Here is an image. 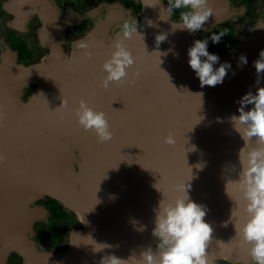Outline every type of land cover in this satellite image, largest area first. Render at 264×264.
Returning <instances> with one entry per match:
<instances>
[{
    "label": "water",
    "instance_id": "obj_1",
    "mask_svg": "<svg viewBox=\"0 0 264 264\" xmlns=\"http://www.w3.org/2000/svg\"><path fill=\"white\" fill-rule=\"evenodd\" d=\"M121 1L99 0L81 13L67 6L61 13L54 0L2 3L5 30L31 32L45 54L19 62L0 38V111L6 114L0 120V264L13 256L20 264H107L111 256L140 264L144 251L157 250L152 233L160 202L183 196L180 186L206 206L204 219L213 229L206 264H254L250 245L236 235L247 219L237 181L240 150L246 154L258 144L253 138L245 145L230 118L239 115L245 94L264 87V74L258 77L253 66L264 50V7L219 54L214 68L231 64L223 83L201 87L188 49L213 27L235 21L243 8L208 0L211 17L191 33L175 29L179 20L161 7L168 0H133L142 6L138 17ZM83 20L89 28L69 37L67 30ZM135 20L141 36L124 38L123 24ZM164 33L157 46L156 36ZM118 39L135 62L124 81L104 88L102 65ZM241 55L247 64H239ZM81 100L106 114L109 142L80 126ZM169 134L173 145L164 142ZM47 199L84 223L68 229L62 249L36 238L35 227L48 217Z\"/></svg>",
    "mask_w": 264,
    "mask_h": 264
},
{
    "label": "clouds",
    "instance_id": "obj_2",
    "mask_svg": "<svg viewBox=\"0 0 264 264\" xmlns=\"http://www.w3.org/2000/svg\"><path fill=\"white\" fill-rule=\"evenodd\" d=\"M161 7L169 16L174 10L188 9L180 13L175 29L188 30L191 33L201 30L212 15L208 0H168L167 5L161 3ZM148 23L151 26L152 22ZM122 32L124 38L140 35L137 32V21L125 22ZM222 37L223 33L212 34L210 39L213 44H218ZM166 39L167 33L157 35V46ZM208 44V39L196 40L188 49V64L199 78L201 87L223 83L231 68L229 62L220 63L218 68H214L220 58L218 54L208 51ZM259 55L260 58L253 62L258 77L264 74V50ZM134 62L135 58L118 39L115 51L102 65L103 71L107 73L101 81L102 86L108 88L112 83L124 81L128 76L127 69ZM247 62L245 55L239 57L240 65ZM259 83L257 79L256 85ZM238 103L239 115L230 118L233 126L245 145L255 138L258 147L250 149L246 154L244 148L239 152L242 171L237 183L246 201L247 219L236 231V235L241 236L243 241L250 245L249 254L254 264H264V87H257L255 94L249 91ZM66 104L64 101L63 105ZM248 105L252 107L245 110ZM75 114L80 126L85 131L94 132L100 143L112 139L113 133L104 112L94 110L87 101L81 100ZM5 115L0 111V120H3ZM164 142L173 145L175 140L172 134L165 137ZM3 160L4 156L0 155V162ZM188 188L180 186L178 190L183 192V196L177 197L173 202L166 204L160 202L152 233L159 241L157 250L154 252L148 248L144 251L140 264H206V246L212 237L213 229L204 219L207 214L206 206L193 202L189 198ZM107 264H126V261L111 256L108 257Z\"/></svg>",
    "mask_w": 264,
    "mask_h": 264
},
{
    "label": "flooded vegetation",
    "instance_id": "obj_3",
    "mask_svg": "<svg viewBox=\"0 0 264 264\" xmlns=\"http://www.w3.org/2000/svg\"><path fill=\"white\" fill-rule=\"evenodd\" d=\"M4 1H6V0H0V34H1V29L3 27L5 29L6 21L9 19L7 13H5L3 11V9L1 8L2 7V3ZM98 1L99 0H54V3L59 8L61 13L63 12L65 6H67L71 11H75L77 13H81L83 11H86L90 5H92V4H94V3L98 2ZM106 1L114 2L116 0H106ZM232 1H233V4H234V7L237 8V9L243 8V12H242L241 15H239L235 19V21L229 22V23H226V24L220 25V26H223L224 29H227V28L231 29L233 31L234 35H235V30H233L234 28H232V27L235 26V29H236L237 26L244 24L246 22L245 19L248 18L249 15L256 14L255 17H257V15L259 13V10L263 6L264 0H263L262 4L261 3L259 4L258 10L255 9L256 0H232ZM121 4L125 8L132 10L135 16L138 17L140 15L141 8H142L140 2L133 1V0H122ZM184 10L186 11V9H184ZM184 10H183V8H181L178 11H184ZM177 12H175V10H174L173 13H172V17L175 20H179V17H180L179 15H176ZM36 23H37L36 20H33V21L30 22L31 25L32 24H36ZM81 23H85L86 26H84L80 30L79 26H80ZM89 26H90V22L88 20L80 21L78 25H75V26L71 27L68 30L67 35L69 37H77V36L81 35L87 28H89ZM220 26H218V27H220ZM211 31H212V29H211ZM211 31H209V33H207L203 37L195 38L194 41L208 39L209 40L208 51L210 53L215 54V52L213 51V49L211 48V45H210V42H211L210 36L214 33L213 32V33L210 34ZM11 32H13V33L8 35V37L6 38V43L9 46V48L17 55L19 62H29L31 59L34 58V56H43L44 50H42L41 48H39L37 46L35 48L36 50H33V48L31 47V45H36L35 39H34V35H32L31 38L23 39V38L20 37L21 35L18 34L17 32H14V31H11ZM30 39L33 41L32 43L28 42ZM19 42H23L25 44L24 46L27 49V52L30 54L29 58H27V59H22L21 58V55H20L21 51L15 45V44H17ZM44 233L45 232H42L39 235L41 237V239H43L42 237L46 236V233L45 234ZM64 240H65V237L59 236V237H57V239H55V241L53 240V242H54V244L57 247L61 248V247H63V245H65L64 244ZM11 264H20V262H19L18 259H16V260H13V262Z\"/></svg>",
    "mask_w": 264,
    "mask_h": 264
},
{
    "label": "rangeland",
    "instance_id": "obj_4",
    "mask_svg": "<svg viewBox=\"0 0 264 264\" xmlns=\"http://www.w3.org/2000/svg\"><path fill=\"white\" fill-rule=\"evenodd\" d=\"M260 3L262 4L263 0H256L255 9L258 10ZM263 7H264V3H263V6L261 7V9ZM261 9L259 10V13H258L257 17H255L256 14L249 15L248 18L245 19L246 22L244 24L237 26L236 29H235V26L232 27V28H234L233 30H235V37L237 36L239 31L241 30L240 29L241 27L245 29V27L248 24H250L251 22L255 21L259 17ZM178 10H175V12H177ZM186 11H188V10L186 9ZM181 12H183V11H178L176 15L180 16ZM217 29L218 30H222L224 28H223V26H220V27L216 26V27L212 28V31L210 30L211 31L210 34L215 32ZM67 32H68V30H67ZM11 33H13V32H11V31L8 32L3 27L1 29L0 38L2 37L5 40V42H6V38ZM32 35L33 34L31 32H28L26 35H21L20 37L25 39V38H31ZM236 39H235V42H236ZM28 42L32 43L33 41L30 39ZM31 47L33 48V50H36L35 49L36 45H31ZM42 50H44V49H42ZM44 54H45V50H44L43 55ZM41 57H43V56H34V58L31 59L30 61L38 60ZM31 92L32 91H29L28 94H30ZM50 201H51V199H47L45 201V205H46V208H47V211H48L47 220L44 221L43 223L37 224V226L35 227V229L37 231L36 232V238L38 239V243L41 246H45V247H48V248L62 249L64 247V245H63V247L59 248V247H57L54 244L53 240L55 241V239H57V237L63 236V237H65V240H64V244H65L67 242V238H68V229L69 228H81V224L79 223V220L76 218V216H74L72 213H70V212L66 211L65 209H63L58 203L57 204H58L59 207L56 206V205L51 204ZM42 232L46 233V236L42 237L43 239H41V237L39 236ZM16 259L17 258L15 256H13L11 258L9 264H11L13 262V260H16Z\"/></svg>",
    "mask_w": 264,
    "mask_h": 264
},
{
    "label": "trees",
    "instance_id": "obj_5",
    "mask_svg": "<svg viewBox=\"0 0 264 264\" xmlns=\"http://www.w3.org/2000/svg\"><path fill=\"white\" fill-rule=\"evenodd\" d=\"M85 25V23H81L79 26V29L81 30ZM223 33V37L221 38V42L218 44H213L210 42L211 48L215 52V54H222L228 50H230L235 43V35L233 31L229 28L222 29V30H216L213 34H221ZM18 49H20V55L22 59H27L30 57V54L27 52V49L25 48V44L23 42H19L15 44ZM51 204L58 206L57 202L54 200L50 201ZM59 207V206H58Z\"/></svg>",
    "mask_w": 264,
    "mask_h": 264
},
{
    "label": "bare ground",
    "instance_id": "obj_6",
    "mask_svg": "<svg viewBox=\"0 0 264 264\" xmlns=\"http://www.w3.org/2000/svg\"><path fill=\"white\" fill-rule=\"evenodd\" d=\"M77 219L79 220L80 223L84 224L83 220H82V217L79 214H77Z\"/></svg>",
    "mask_w": 264,
    "mask_h": 264
}]
</instances>
